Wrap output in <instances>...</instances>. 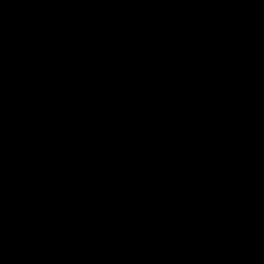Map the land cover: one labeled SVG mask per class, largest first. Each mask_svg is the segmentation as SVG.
Here are the masks:
<instances>
[{
    "label": "water",
    "instance_id": "95a60500",
    "mask_svg": "<svg viewBox=\"0 0 264 264\" xmlns=\"http://www.w3.org/2000/svg\"><path fill=\"white\" fill-rule=\"evenodd\" d=\"M0 264H264V0H0Z\"/></svg>",
    "mask_w": 264,
    "mask_h": 264
}]
</instances>
